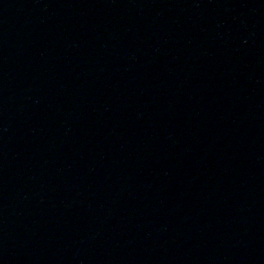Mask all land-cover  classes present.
Listing matches in <instances>:
<instances>
[{"label":"water","instance_id":"obj_1","mask_svg":"<svg viewBox=\"0 0 264 264\" xmlns=\"http://www.w3.org/2000/svg\"><path fill=\"white\" fill-rule=\"evenodd\" d=\"M0 264H264V0L190 24L0 226Z\"/></svg>","mask_w":264,"mask_h":264}]
</instances>
